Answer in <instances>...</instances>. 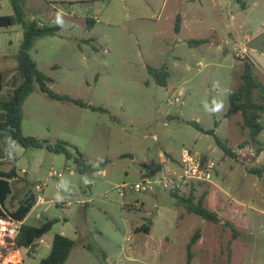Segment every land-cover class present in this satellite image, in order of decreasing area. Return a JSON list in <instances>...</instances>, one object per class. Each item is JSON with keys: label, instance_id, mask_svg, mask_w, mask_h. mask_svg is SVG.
Returning a JSON list of instances; mask_svg holds the SVG:
<instances>
[{"label": "rangeland", "instance_id": "rangeland-1", "mask_svg": "<svg viewBox=\"0 0 264 264\" xmlns=\"http://www.w3.org/2000/svg\"><path fill=\"white\" fill-rule=\"evenodd\" d=\"M252 7L243 12L242 0L27 1V21L60 26L55 35L37 39L31 51L52 80L49 87L104 111L52 99L36 84L23 105V133L51 144L67 142L95 168L106 163L82 175L64 155L12 145L9 135L0 133L8 159L0 169L17 175L9 210L46 182L44 203L26 224L57 220L31 252L22 248L23 264H40L49 256L56 234L76 241L65 264H188L187 247L198 230L190 264H264V174L249 171L264 167V151L256 152L264 148V131L256 144L241 113L226 117L230 94L250 60L239 40L246 33L254 37L264 21ZM13 14L11 1L0 0V16ZM23 39V25L0 28V100H8L22 82L17 57ZM201 40L206 42L194 43ZM149 67H166L168 85L159 84ZM257 76L264 82V75L257 71ZM193 123L215 130L237 158L226 156L215 136ZM184 148L214 163L213 183L180 197L159 186L149 193L121 192L142 174L157 178L179 170ZM54 171L63 177H53ZM191 195L193 203L203 199L222 221L190 212L182 198Z\"/></svg>", "mask_w": 264, "mask_h": 264}, {"label": "trees", "instance_id": "trees-1", "mask_svg": "<svg viewBox=\"0 0 264 264\" xmlns=\"http://www.w3.org/2000/svg\"><path fill=\"white\" fill-rule=\"evenodd\" d=\"M13 6L14 14L7 16H0V28L12 27L15 25H23L24 27V39L18 54V69L22 77V82L18 85L8 100H0V110L4 112L5 118L0 120V133H7L9 135L10 143L12 145L20 144L25 148L46 149L49 152L55 154L64 155L67 160L73 161L76 169L82 175H91L97 171L102 170L101 163L97 168L90 165L83 155L75 149L72 150V146L67 142H57L51 144L46 139H40L34 136H25L23 133V105L26 99L35 91L36 84L39 85L40 90L47 94L50 98L59 101H68L79 105L84 108H90L94 111H104L103 108H97L85 103L83 100L75 99L67 95H59L55 93L50 87L49 83L52 81L43 71H41L31 55V51L35 46L37 39L55 35L60 30V26L47 27L45 25L40 26L36 20H26V4L28 0H10ZM182 25V17L179 16L176 21L175 31L180 32ZM205 40L195 41V44H203ZM149 71L155 76L159 84L167 86L171 74L166 67L153 68L149 67ZM241 84L239 87L230 94L231 107L228 110L226 117L230 118L238 113L243 116V126L249 130L250 136L254 143L259 144V136L264 131V126L261 123L262 115H264V82L258 79L257 67L253 61L248 60L245 63V69L241 77ZM3 84L0 81V94L3 90ZM256 91L259 92V98H255ZM194 127L198 130L215 136L217 145L223 150L226 156L237 158L236 153L232 148L227 145V142L219 138L216 135L215 130H204L199 123H193ZM264 151L262 145H260L256 152L259 156ZM3 154L0 147V165H2ZM203 163L206 164L209 161L207 156H203ZM251 174L262 177L264 174V167L251 168ZM16 177L15 172L0 171V218L5 219L11 217L19 223L24 221L26 216L30 213L31 209L36 204V198L31 195L23 204H21L15 212H5L4 203L12 194V187L10 180ZM200 185H203L200 183ZM196 186L190 188V194L195 190ZM175 197H180L179 194H173ZM183 202L189 204L188 209L190 212L199 215L205 221L212 223H220L222 220L218 212L210 209L204 205L203 199H200L198 203L192 202V195L189 198H182ZM57 220H49L40 227H35L23 222L20 225L19 233L17 235L16 243L20 248L34 247L37 240L44 237L49 233ZM228 225H230L228 223ZM144 231L150 234L149 228H144ZM201 238V231L198 230L192 237L188 244V264H190L192 258V248ZM76 247V241L61 235L56 234L52 241V249L49 256L42 259L40 264H65L72 251ZM30 255V254H29ZM229 259H231V247L229 246Z\"/></svg>", "mask_w": 264, "mask_h": 264}, {"label": "built area", "instance_id": "built-area-1", "mask_svg": "<svg viewBox=\"0 0 264 264\" xmlns=\"http://www.w3.org/2000/svg\"><path fill=\"white\" fill-rule=\"evenodd\" d=\"M203 156L188 148L181 152L179 161V170L170 171L165 177H152L148 174H142L141 180L135 184H123L120 187L122 193L127 190L140 193H149L161 187L162 190L172 194H182L189 188L202 184L213 183L215 178L214 163L208 161L203 163ZM53 177L62 178L63 173H52ZM47 187L46 182H40L35 186L37 204L44 203L41 195ZM57 190L60 187L57 186ZM20 223L11 217L0 218V264H23L22 248L16 243L19 233ZM34 247L25 249L31 252Z\"/></svg>", "mask_w": 264, "mask_h": 264}, {"label": "crops", "instance_id": "crops-1", "mask_svg": "<svg viewBox=\"0 0 264 264\" xmlns=\"http://www.w3.org/2000/svg\"><path fill=\"white\" fill-rule=\"evenodd\" d=\"M242 6H243V12H246L247 8H250L251 6H253L252 7V12L255 13L256 15H260L261 14L264 17V0H252V2L250 0H242ZM231 19H232V21H236L237 20V16L235 14H233ZM247 22L248 23H252V19H248ZM239 46L242 48L243 53L246 55L245 58H249L250 60H252L255 63L256 67H257L258 73H261L262 75H264V21L262 22L261 29L256 33V35L253 37V36H249L246 33L244 35V37H243V40L242 41L239 40ZM236 56L240 57V54H237ZM241 58H243V57L241 56ZM245 58H243V59H245ZM7 160L8 159H4L3 158V161H7ZM0 171H4V170L0 169ZM4 172H7V171H4ZM16 177H17V175H16ZM14 179H15V177L10 180L11 187H13L12 181ZM36 194L31 193L27 198H25V200H23V201L20 200L17 208L21 204H23L31 195H34L35 198H36ZM14 197H15L14 189L12 188V194L6 200V202L4 203V206H3L4 207L3 210L5 212L12 213V212H15L17 210V208H16L15 210L10 211L8 206H7L8 201L13 199ZM36 201H37V199H36ZM141 204L144 205V202H142ZM37 205L38 204L36 202L35 206L31 209L30 213L32 212V210ZM29 214L26 216L24 221L20 222V225L23 222L26 223ZM36 244H37V241L35 243V246H36Z\"/></svg>", "mask_w": 264, "mask_h": 264}]
</instances>
